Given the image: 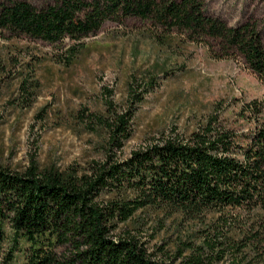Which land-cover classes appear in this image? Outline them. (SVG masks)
I'll return each mask as SVG.
<instances>
[{
	"label": "trees",
	"instance_id": "1",
	"mask_svg": "<svg viewBox=\"0 0 264 264\" xmlns=\"http://www.w3.org/2000/svg\"><path fill=\"white\" fill-rule=\"evenodd\" d=\"M129 15L220 38L264 81L254 25L229 27L199 0H62L43 9L0 0V30L48 42L81 40ZM141 99L105 100L93 114L103 136L97 159L63 169L32 156L21 169L0 164V264H264V101L239 105L246 131L214 109L189 132L172 128L120 155Z\"/></svg>",
	"mask_w": 264,
	"mask_h": 264
},
{
	"label": "rangeland",
	"instance_id": "2",
	"mask_svg": "<svg viewBox=\"0 0 264 264\" xmlns=\"http://www.w3.org/2000/svg\"><path fill=\"white\" fill-rule=\"evenodd\" d=\"M23 1L43 9L62 0ZM199 1L229 27L254 25L264 46V0ZM130 93L142 99L120 155L172 128L189 132L214 109L246 131L235 113L242 102L264 101V81L220 38L167 30L151 18H107L81 40L56 42L0 30V164L21 169L32 156L63 169L99 158L103 136L93 114L104 112L105 100L125 104Z\"/></svg>",
	"mask_w": 264,
	"mask_h": 264
}]
</instances>
